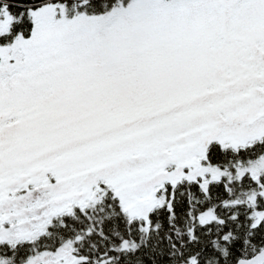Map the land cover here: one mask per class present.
<instances>
[{
  "label": "snow or ice",
  "instance_id": "snow-or-ice-1",
  "mask_svg": "<svg viewBox=\"0 0 264 264\" xmlns=\"http://www.w3.org/2000/svg\"><path fill=\"white\" fill-rule=\"evenodd\" d=\"M0 264H264V0H0Z\"/></svg>",
  "mask_w": 264,
  "mask_h": 264
}]
</instances>
